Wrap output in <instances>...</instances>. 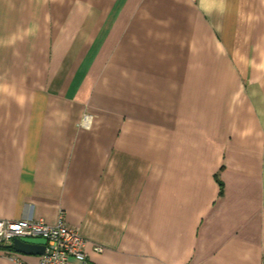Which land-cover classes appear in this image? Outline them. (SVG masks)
<instances>
[{
	"label": "crops",
	"instance_id": "1",
	"mask_svg": "<svg viewBox=\"0 0 264 264\" xmlns=\"http://www.w3.org/2000/svg\"><path fill=\"white\" fill-rule=\"evenodd\" d=\"M62 212L86 264H262L264 0H0V219Z\"/></svg>",
	"mask_w": 264,
	"mask_h": 264
},
{
	"label": "built area",
	"instance_id": "2",
	"mask_svg": "<svg viewBox=\"0 0 264 264\" xmlns=\"http://www.w3.org/2000/svg\"><path fill=\"white\" fill-rule=\"evenodd\" d=\"M90 115L83 117V124H88ZM15 238H44L46 249L39 264H86V240L80 231L67 224L62 213L54 223L44 220L23 219L12 221L0 219V245L13 244ZM100 246L96 250H101ZM264 264V258L262 261Z\"/></svg>",
	"mask_w": 264,
	"mask_h": 264
},
{
	"label": "water",
	"instance_id": "3",
	"mask_svg": "<svg viewBox=\"0 0 264 264\" xmlns=\"http://www.w3.org/2000/svg\"><path fill=\"white\" fill-rule=\"evenodd\" d=\"M47 240L44 238H15L13 248L16 252L30 255H43Z\"/></svg>",
	"mask_w": 264,
	"mask_h": 264
},
{
	"label": "trees",
	"instance_id": "4",
	"mask_svg": "<svg viewBox=\"0 0 264 264\" xmlns=\"http://www.w3.org/2000/svg\"><path fill=\"white\" fill-rule=\"evenodd\" d=\"M219 184H220V187H221V193H223V183L221 181H219ZM0 249H5V250H9V251H15L13 246L11 245H8V246H3V245H0Z\"/></svg>",
	"mask_w": 264,
	"mask_h": 264
}]
</instances>
